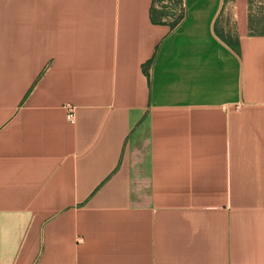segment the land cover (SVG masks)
Here are the masks:
<instances>
[{
  "label": "crops",
  "instance_id": "0c3cea01",
  "mask_svg": "<svg viewBox=\"0 0 264 264\" xmlns=\"http://www.w3.org/2000/svg\"><path fill=\"white\" fill-rule=\"evenodd\" d=\"M184 6L0 0V264H264V0Z\"/></svg>",
  "mask_w": 264,
  "mask_h": 264
},
{
  "label": "built area",
  "instance_id": "2783aa9c",
  "mask_svg": "<svg viewBox=\"0 0 264 264\" xmlns=\"http://www.w3.org/2000/svg\"><path fill=\"white\" fill-rule=\"evenodd\" d=\"M166 8L168 12L167 19L171 24H178L184 18V0H157L155 8L159 11ZM67 116L66 119L70 123L75 121V108L73 106H66Z\"/></svg>",
  "mask_w": 264,
  "mask_h": 264
},
{
  "label": "trees",
  "instance_id": "16d2710c",
  "mask_svg": "<svg viewBox=\"0 0 264 264\" xmlns=\"http://www.w3.org/2000/svg\"><path fill=\"white\" fill-rule=\"evenodd\" d=\"M156 1H157V0H153V2H154V6H155V2H156ZM154 10H155V9H153V14H157V16L160 17V22H164V19H167L168 12H167V10H166L165 7H164L163 10H161V11H156V12H154ZM161 20H163V21H161ZM172 25H175V24H172Z\"/></svg>",
  "mask_w": 264,
  "mask_h": 264
}]
</instances>
